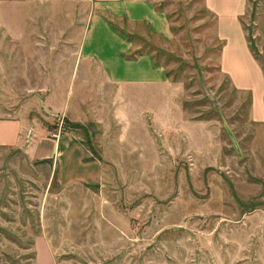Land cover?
<instances>
[{
	"label": "rangeland",
	"instance_id": "rangeland-1",
	"mask_svg": "<svg viewBox=\"0 0 264 264\" xmlns=\"http://www.w3.org/2000/svg\"><path fill=\"white\" fill-rule=\"evenodd\" d=\"M137 1L166 36L100 16L168 76L128 109L121 90L59 75L89 3L0 0V120L24 126L0 145V264H37L38 238L54 264H264V122L219 69L216 18L204 0ZM240 25L264 75V0Z\"/></svg>",
	"mask_w": 264,
	"mask_h": 264
},
{
	"label": "crops",
	"instance_id": "crops-1",
	"mask_svg": "<svg viewBox=\"0 0 264 264\" xmlns=\"http://www.w3.org/2000/svg\"><path fill=\"white\" fill-rule=\"evenodd\" d=\"M10 1L17 5L30 0ZM48 1L91 5V11L88 13L87 23L76 45V50L71 54L72 58L68 57L66 61L64 60L67 66H64L63 74H59L63 81L70 84L75 81L79 73V84L80 82L102 84L105 89L109 87L116 92L121 90L122 93L119 96L126 100L128 109L136 108L139 101L145 102L147 99L144 92H149L152 87L166 88L167 79L163 69L155 66L148 56L141 55L133 60L125 59V56L129 54L130 44L122 33L114 30L102 19L100 16L102 12L99 13L100 10H106L113 15L124 16L130 21L147 23L153 32L166 36L168 27L164 16L156 12L150 2L137 0ZM246 1L204 0L206 8L216 18L217 36L224 41L219 57V69L235 90L251 94L250 119L254 123L262 124L264 122V75L249 51L240 25V18L245 13ZM127 91L131 93H125ZM139 92H142V95ZM67 99L66 104H68L69 96ZM158 99L162 97L159 96ZM74 104L77 107L80 106L78 94ZM23 128L24 126L18 120H0V145H16ZM58 141L56 140L52 146L53 152L58 149ZM47 147L46 151L50 148L49 145ZM35 251L36 259H40V262L36 260L37 264H54L52 255L40 238L35 240Z\"/></svg>",
	"mask_w": 264,
	"mask_h": 264
},
{
	"label": "trees",
	"instance_id": "trees-1",
	"mask_svg": "<svg viewBox=\"0 0 264 264\" xmlns=\"http://www.w3.org/2000/svg\"><path fill=\"white\" fill-rule=\"evenodd\" d=\"M101 17H102V16H101ZM102 19H104L108 24L111 25V23H110L109 21H107L104 17H102ZM111 27H112L114 30L119 31L120 33H122V34L124 35L123 32H121L120 30L114 28L112 25H111ZM124 36L126 37V34H125ZM126 41L129 43V41L127 40V38H126ZM129 44H130V43H129ZM131 49H132V48H131ZM251 51H252V50H251ZM141 55H146V56H148V57L151 59L152 63H153L155 66H159V64H157V62L154 61V59L152 58V56L149 55L147 51H142V50H140V51H138V52H133V53L129 52V54L125 56V59L133 60V59H135L136 57H139V56H141ZM252 55H253V57L255 58V60H257L253 52H252ZM164 74H165V77L167 78L168 75L166 74V72H165ZM248 94H249V93H248ZM248 94H247V95H248ZM249 104H250V101H249ZM40 161H41V162H47V161H49V160H48V159H43V160H40ZM33 256H34V253L32 252V258H33Z\"/></svg>",
	"mask_w": 264,
	"mask_h": 264
}]
</instances>
